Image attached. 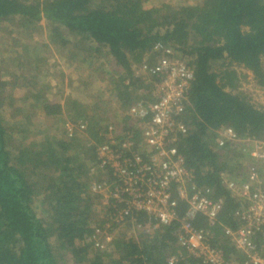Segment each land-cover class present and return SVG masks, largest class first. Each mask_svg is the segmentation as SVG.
<instances>
[{
    "label": "trees",
    "instance_id": "16d2710c",
    "mask_svg": "<svg viewBox=\"0 0 264 264\" xmlns=\"http://www.w3.org/2000/svg\"><path fill=\"white\" fill-rule=\"evenodd\" d=\"M43 19L53 26L51 39L63 47L68 42L60 35L61 27L96 44L90 53H105L103 61L113 71L107 74L101 64L97 72L107 77L108 91L123 111L124 126L130 124L125 111L140 101L139 92L150 91V86L133 76V66L146 59L153 63V45H169L189 62L194 79L181 118L188 132L176 146L193 172V184L224 200L219 223L208 229L214 232L213 245H219L227 259H234L237 253L223 237V227H239L235 214L242 205L223 186V177L239 172L247 158L228 147L217 149L215 138L217 131L227 127L240 139L264 138V107H257L241 89L251 78L264 94V0L165 1L157 6H147L146 0H0V23L20 22L23 27ZM88 59L93 63L96 58ZM12 75V83L0 80L1 89L7 85L16 89L27 80ZM81 84L91 95L89 80ZM3 90L0 106L12 108L14 96L5 98ZM103 94L91 95L92 104L70 98L65 104L70 107V120L65 121L64 132L67 122L85 125L82 132L95 142L89 146L85 139L80 142L82 132L76 131L72 137L66 133L69 141L39 136L33 141L29 116V121L12 128L0 113V264H65L58 260V255L65 254L72 264H168L173 254L184 256L176 264H203L178 246L177 226L151 233L127 224L109 252L87 242L99 225L93 222L97 197L90 193V184L110 180L107 170L99 167L95 147L103 142V121L116 125L115 116L94 119L97 110L106 109L100 106ZM33 98L47 117L62 115L60 103L39 95ZM16 134L20 140H15ZM34 178L38 182H32ZM39 199L40 214L34 206ZM185 212L186 204L181 203L178 215L183 217ZM136 223L145 225L146 217L139 214ZM196 224L202 225V218Z\"/></svg>",
    "mask_w": 264,
    "mask_h": 264
},
{
    "label": "built area",
    "instance_id": "2783aa9c",
    "mask_svg": "<svg viewBox=\"0 0 264 264\" xmlns=\"http://www.w3.org/2000/svg\"><path fill=\"white\" fill-rule=\"evenodd\" d=\"M152 54L153 63L146 59L133 66V76L150 86V91H140V101L125 111L130 124L118 129L105 125L103 142L95 147L99 167L107 170L111 182L105 178L90 184V193L97 197L94 211L99 225L87 242L109 252L127 224L151 233L177 226L178 246L203 264H264V138L240 139L228 127L217 131V149L228 147L247 158L242 178L223 177V186L242 205L235 214L239 227H223V237L237 253L227 259L224 250L213 245L214 232L208 229L219 223L224 200L212 198L209 189L193 184V172L176 146L178 138L188 132L181 118L194 72L169 45H153ZM65 128L72 137L85 125L67 122ZM181 203L186 204L183 217L178 215ZM139 214L146 217L145 225L136 223ZM199 217L200 226L196 224ZM183 258L173 254L167 263L176 264Z\"/></svg>",
    "mask_w": 264,
    "mask_h": 264
},
{
    "label": "rangeland",
    "instance_id": "374dc122",
    "mask_svg": "<svg viewBox=\"0 0 264 264\" xmlns=\"http://www.w3.org/2000/svg\"><path fill=\"white\" fill-rule=\"evenodd\" d=\"M165 1H187L197 3L200 0H146L147 6H157ZM22 23L14 22L0 23V80H7L9 83L14 82L12 80L13 75L25 76L27 80L23 86L13 88L7 85L4 90L6 94L5 98L9 95L14 96L10 101L13 107L8 108L4 105L0 106V113L2 114L6 124L12 126V128H18L20 123H25L26 119L33 124L29 138L31 140H39V138H56L57 140L69 141L64 132L63 125L66 120H70V107L65 105L66 101L70 98L84 100L92 104L91 95H98L100 92L104 93L100 98V106H106L104 111L97 110L94 114V119L103 120V118L115 116L114 122L116 128L124 125V120L120 116L121 109L115 100L112 99L108 89L107 77L104 80H95V76L101 79L99 76L98 66L104 64L106 73L113 71L107 62L103 61L104 52L97 51L90 53V49L95 51L97 49L96 44L85 42L80 37H75L70 34L67 29L61 27V37L68 43L66 46H62L61 42H55V39H51L50 33L53 26L46 20H42L39 23L33 25H24ZM88 46V49H87ZM95 46V47H94ZM19 52V53H18ZM92 55L96 58L93 63L88 59ZM104 58V59H103ZM238 72H242V68L235 67ZM5 73V74H4ZM4 74V75H3ZM91 83V95L87 96L82 88V82L88 81ZM20 82V81H19ZM49 87V88H48ZM242 91L250 95L252 102L257 107H264V94L257 89L255 83L251 78L247 79L242 84ZM37 95L45 97L51 103H60L63 107V113L60 116L47 117L41 112L37 103L33 104V97ZM103 101V103H101ZM8 105L7 103H4ZM69 104V103H68ZM90 106V105H89ZM91 108V107H90ZM94 108V107H93ZM18 109L21 112H18ZM92 109V108H91ZM29 116V118H27ZM108 117V118H109ZM21 120V121H20ZM20 122V123H19ZM109 121L104 123V126ZM15 140H20V135H15ZM42 139V140H43ZM85 139V144L94 145V140H87L85 134L79 135L80 142ZM21 142V141H20ZM84 143V142H83ZM240 175L238 177L237 175ZM244 175L243 167L239 172H234L231 175L234 178H242ZM32 182H38L37 178L31 180ZM40 181V180H39ZM39 201L34 203L38 214L41 213ZM94 224H98L97 218L94 219ZM122 234H125L124 230L118 232L115 236V240L120 238ZM136 234V231L135 233ZM127 236H130V231ZM112 248V247H111ZM58 260L65 264H72L70 258L65 254L64 257Z\"/></svg>",
    "mask_w": 264,
    "mask_h": 264
}]
</instances>
